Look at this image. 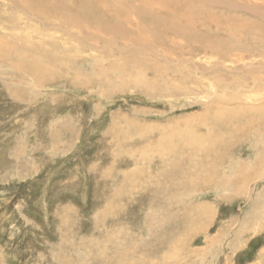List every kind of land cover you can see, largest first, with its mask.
Returning a JSON list of instances; mask_svg holds the SVG:
<instances>
[{
	"label": "rangeland",
	"instance_id": "obj_1",
	"mask_svg": "<svg viewBox=\"0 0 264 264\" xmlns=\"http://www.w3.org/2000/svg\"><path fill=\"white\" fill-rule=\"evenodd\" d=\"M0 264H264V0H0Z\"/></svg>",
	"mask_w": 264,
	"mask_h": 264
},
{
	"label": "bare ground",
	"instance_id": "obj_2",
	"mask_svg": "<svg viewBox=\"0 0 264 264\" xmlns=\"http://www.w3.org/2000/svg\"><path fill=\"white\" fill-rule=\"evenodd\" d=\"M36 65V64H35Z\"/></svg>",
	"mask_w": 264,
	"mask_h": 264
}]
</instances>
